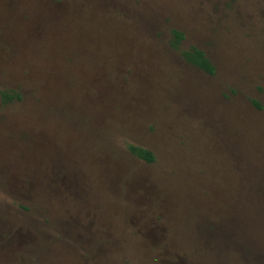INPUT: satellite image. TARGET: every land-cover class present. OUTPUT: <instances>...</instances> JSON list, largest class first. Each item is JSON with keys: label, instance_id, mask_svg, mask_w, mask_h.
Returning a JSON list of instances; mask_svg holds the SVG:
<instances>
[{"label": "rangeland", "instance_id": "rangeland-1", "mask_svg": "<svg viewBox=\"0 0 264 264\" xmlns=\"http://www.w3.org/2000/svg\"><path fill=\"white\" fill-rule=\"evenodd\" d=\"M0 91V264H264V0H0Z\"/></svg>", "mask_w": 264, "mask_h": 264}, {"label": "trees", "instance_id": "trees-1", "mask_svg": "<svg viewBox=\"0 0 264 264\" xmlns=\"http://www.w3.org/2000/svg\"><path fill=\"white\" fill-rule=\"evenodd\" d=\"M173 40L172 46L176 49L180 48L181 42L184 40L185 35L182 31L173 30ZM182 56L186 62L202 69L204 72L214 75L216 73V66L210 60V58L206 55L205 51L199 47L192 46L189 49L182 50ZM0 95L5 103H9L14 99L20 98L19 94H14L7 91H0ZM129 151L135 155L136 157L143 159L147 162H154L156 160V156L152 150L138 146L135 144L128 145Z\"/></svg>", "mask_w": 264, "mask_h": 264}]
</instances>
